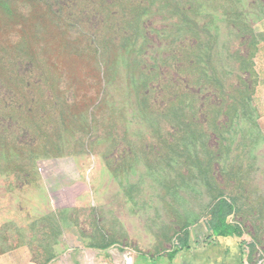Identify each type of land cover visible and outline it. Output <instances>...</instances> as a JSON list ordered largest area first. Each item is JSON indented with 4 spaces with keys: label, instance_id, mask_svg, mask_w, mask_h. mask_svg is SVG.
Here are the masks:
<instances>
[{
    "label": "rangeland",
    "instance_id": "rangeland-1",
    "mask_svg": "<svg viewBox=\"0 0 264 264\" xmlns=\"http://www.w3.org/2000/svg\"><path fill=\"white\" fill-rule=\"evenodd\" d=\"M262 18L264 0H0V255L264 264ZM220 201L236 236L213 235Z\"/></svg>",
    "mask_w": 264,
    "mask_h": 264
},
{
    "label": "crops",
    "instance_id": "crops-1",
    "mask_svg": "<svg viewBox=\"0 0 264 264\" xmlns=\"http://www.w3.org/2000/svg\"><path fill=\"white\" fill-rule=\"evenodd\" d=\"M257 35H258L259 44H260L259 46H260V51H261L260 62H261L262 84L264 86V18H262L259 24ZM262 106L264 107V96H263ZM261 117L262 118L260 122L264 129V109H263V113ZM184 251L185 250H179L176 252H172L169 255L164 256L163 258H170V259L172 258V262H175L176 259L179 258V256L185 253ZM187 253H189L188 250H187ZM0 264H34V263L31 262L29 255L25 250H15V251H11L9 253L0 255ZM43 264H46V263H43ZM50 264H79L77 253L73 251H67V253L64 254L63 257L59 258V261H54V262H51ZM132 264H134L133 261H132ZM145 264H155V261L153 260L146 261Z\"/></svg>",
    "mask_w": 264,
    "mask_h": 264
},
{
    "label": "trees",
    "instance_id": "trees-1",
    "mask_svg": "<svg viewBox=\"0 0 264 264\" xmlns=\"http://www.w3.org/2000/svg\"><path fill=\"white\" fill-rule=\"evenodd\" d=\"M231 208L232 206L230 204L227 205L220 201L218 212L211 222L213 235L218 238H228L237 235L236 230L229 226L225 219V212L231 210Z\"/></svg>",
    "mask_w": 264,
    "mask_h": 264
},
{
    "label": "built area",
    "instance_id": "built-area-1",
    "mask_svg": "<svg viewBox=\"0 0 264 264\" xmlns=\"http://www.w3.org/2000/svg\"><path fill=\"white\" fill-rule=\"evenodd\" d=\"M124 254H125V256H124V263L123 264H132L134 254H132L130 251H127Z\"/></svg>",
    "mask_w": 264,
    "mask_h": 264
}]
</instances>
